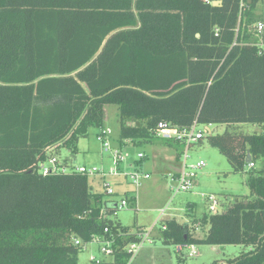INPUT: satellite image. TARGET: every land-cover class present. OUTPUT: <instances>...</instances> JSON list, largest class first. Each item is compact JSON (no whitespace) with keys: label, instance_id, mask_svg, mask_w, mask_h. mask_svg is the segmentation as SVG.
Returning <instances> with one entry per match:
<instances>
[{"label":"trees","instance_id":"obj_1","mask_svg":"<svg viewBox=\"0 0 264 264\" xmlns=\"http://www.w3.org/2000/svg\"><path fill=\"white\" fill-rule=\"evenodd\" d=\"M214 1L0 0V264H78L99 235L116 250L100 264L128 263L140 227L112 218L117 200L87 174L39 169L103 127L106 104L118 105L121 143L170 145L156 134L161 121L226 125L207 137L232 172L249 153L259 162L250 194L186 223L162 219L153 240L251 246L211 264H264V133L235 127L264 126V55L250 30L261 0Z\"/></svg>","mask_w":264,"mask_h":264},{"label":"rangeland","instance_id":"obj_2","mask_svg":"<svg viewBox=\"0 0 264 264\" xmlns=\"http://www.w3.org/2000/svg\"><path fill=\"white\" fill-rule=\"evenodd\" d=\"M254 13L257 20L264 21V0L259 1ZM118 112V105L106 104L103 127L92 126L89 135L79 140L78 151L75 154L63 148L60 155L62 161L68 159L67 172H72L76 167L82 165L95 166L108 171L112 166L111 152L103 147L97 135L103 129H111L110 143L112 148L121 149L125 156L124 161L120 164V170L126 173L139 171L150 174V179L143 181L137 187L129 182V176H107L106 181L114 189L113 195H108L105 192L104 179L98 175L89 176L93 190L105 193L109 198H115L121 202L123 198L134 196L133 200L128 198L127 206L119 208L112 215V218L120 220L131 229L144 227L149 230L153 228L156 232L158 219L176 217L178 221L186 223L193 216L199 218L203 213L208 212L207 200L203 194H216L227 206L236 197L250 194L247 179L253 167L247 163L244 171L232 172L226 156L217 146L210 143L208 134H206L202 144L194 146L190 151L188 163H196L199 160L206 162V166L197 169L196 180L198 184L192 191L176 192L173 189V185L176 184L171 180L168 173L175 172L181 167L176 155L177 151L180 152L184 146L174 140H171L170 145L166 144L162 138H154L144 144H135L130 141L121 143ZM235 127L237 130L247 133H264V126L256 123H241ZM211 128L215 134L223 133L226 125L217 124ZM139 152L146 154L147 158L139 159ZM258 167L259 162H256L254 169ZM229 196L231 200L228 198ZM190 201L195 203V209L186 214V205ZM163 209L165 213L161 215ZM195 231L197 236L204 234V231L199 228ZM101 247L100 242L88 243L78 256V264H96L90 260L91 256L109 259L110 257H104ZM194 248L197 253L190 256L192 251L190 245L184 246L179 251L178 246L172 242L147 241L143 243L138 253L128 264H211L215 260L222 261L240 255L242 252L251 249V246L226 244L222 245L219 250H215L212 245L198 244L194 245Z\"/></svg>","mask_w":264,"mask_h":264},{"label":"built area","instance_id":"obj_3","mask_svg":"<svg viewBox=\"0 0 264 264\" xmlns=\"http://www.w3.org/2000/svg\"><path fill=\"white\" fill-rule=\"evenodd\" d=\"M250 30L253 33L254 36L253 44L257 47L258 54L264 55V21L258 20L253 24ZM211 127H212L211 125H200L197 120H195L193 124L188 127H177L163 121L158 123V126L156 128L157 136L172 139L176 143L182 144L184 146V148L180 152L177 151V155H176L177 159L181 163V167L177 169L175 172L168 173L171 180L176 184L175 186L173 185V189L176 192L192 191L195 188V186L198 184V181L196 180L197 169L206 166V162L204 160H199L196 163H188L190 159V151L194 146L199 145L200 141L204 137H206L207 133L213 132ZM97 136H98V140L103 144V147L106 148V150H110L112 166L107 171L104 170L103 168H98L95 166L89 167L86 165H82L76 167L73 172H79L82 174H87L89 176H95V175L100 176L102 179H104L105 192L108 195H113L114 189L112 188L111 184L106 181L107 176H111V175L129 176V180H130L129 182L136 187L140 186L143 183V181L150 179L151 176L149 173H141L139 171L126 173L120 170V164L121 162L124 161L125 156L122 154L121 149L112 148L110 143L111 129H103L100 133H98ZM144 157L145 154L143 152H139L138 158L143 159ZM68 165L69 164H67L65 161L61 160V157L59 155H52L46 161L40 163L39 169L40 172L43 173V175H48L57 172H67L66 168ZM248 165L250 167L255 166L253 162H249ZM203 196L207 200V204L209 208L208 212L216 213L220 211V208H222V210H225L227 208V204L223 203L219 199L218 195L209 193V194H203ZM131 197L134 196L131 195L129 197L123 198L121 199V202L117 201L116 204L118 205L119 208H123L127 206L128 198ZM164 213L165 210L164 209L161 210V215H163ZM161 220L162 219L157 220V225H159ZM105 232H108V228L105 229ZM156 232H154L153 228L148 230L145 229L144 227H140L134 231L137 240L129 242L126 247L127 252L130 254V259L128 263L132 261V259L138 253L139 249L141 248L144 242L153 240V237L156 234ZM93 241L100 242L102 244L101 252L104 255V257L112 258L115 255L116 250L113 247L115 245L114 238H106L104 236L99 235L94 237ZM76 243H79V240H76ZM183 247L184 246L179 245L178 250H182ZM190 247L192 251L190 252L189 255L190 256L196 255L194 245H190ZM104 259L106 258H98L96 256H91L90 260L92 262H95L96 264H100L101 262L104 261Z\"/></svg>","mask_w":264,"mask_h":264},{"label":"water","instance_id":"obj_4","mask_svg":"<svg viewBox=\"0 0 264 264\" xmlns=\"http://www.w3.org/2000/svg\"><path fill=\"white\" fill-rule=\"evenodd\" d=\"M221 0H215L214 2H213V4L214 5H219V4H221ZM197 36H199V34H197ZM251 160H252V158H251V154L249 153L248 154V157H247V159H246V162L247 163H249V162H251ZM215 247H217V246H215Z\"/></svg>","mask_w":264,"mask_h":264},{"label":"crops","instance_id":"obj_5","mask_svg":"<svg viewBox=\"0 0 264 264\" xmlns=\"http://www.w3.org/2000/svg\"><path fill=\"white\" fill-rule=\"evenodd\" d=\"M61 153H62V151H61ZM61 155V154H60ZM59 155V156H60ZM146 155V154H145ZM146 158H147V156H146ZM65 162H67V164H69L68 163V159H65ZM221 246H217V247H215V246H213V248L215 249V250H219V248H220ZM250 250V249H249ZM195 251H196V249H195ZM196 253H197V251H196Z\"/></svg>","mask_w":264,"mask_h":264}]
</instances>
